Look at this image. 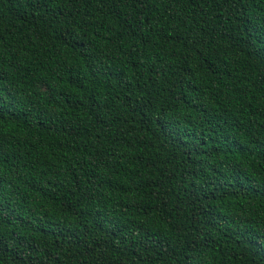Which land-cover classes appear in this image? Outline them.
<instances>
[{
    "label": "trees",
    "instance_id": "obj_1",
    "mask_svg": "<svg viewBox=\"0 0 264 264\" xmlns=\"http://www.w3.org/2000/svg\"><path fill=\"white\" fill-rule=\"evenodd\" d=\"M0 264H264V0H0Z\"/></svg>",
    "mask_w": 264,
    "mask_h": 264
}]
</instances>
